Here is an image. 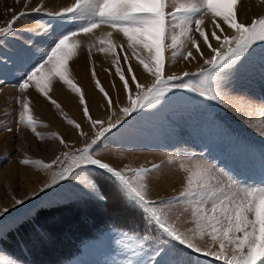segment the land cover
I'll return each instance as SVG.
<instances>
[{"label":"rangeland","instance_id":"374dc122","mask_svg":"<svg viewBox=\"0 0 264 264\" xmlns=\"http://www.w3.org/2000/svg\"><path fill=\"white\" fill-rule=\"evenodd\" d=\"M180 2L182 0H172L167 11H173V4ZM218 2L225 3L226 0ZM242 2L243 8L257 3L263 7V11L256 15L251 13L247 21H241L239 14ZM74 3L75 0H0V27H6L7 22L20 12L25 13L14 24L12 34L0 36V213H3L0 215V257L14 260L17 264H31L25 256L30 253L25 246L27 240L21 238L19 230L21 226L25 227V232L35 230L36 226L35 229L30 228L35 225L34 217L39 210L64 205L90 208L93 203H99L101 207L106 204L100 186L102 200L86 196L82 191L80 184L87 175L95 178L98 184L103 178L114 182L122 197L138 209V220L140 216L141 219L124 231L107 229L99 235L78 242L74 236L68 237L72 243H78L80 249L76 255L58 264H123L127 254L126 246L134 242L124 241L118 244L122 233H151L153 238L164 236L159 227L148 219L143 207L122 191V186L110 174L92 165L81 164L79 168L76 166L83 155L82 150L92 144L101 128V125L93 127L88 117H85L79 94L73 92L59 77L53 79L47 96L39 93L34 85L23 91L17 86L22 82V72L29 70L20 56L23 48L34 47L37 51L43 50L44 45L63 25L83 22L80 19L69 21L65 17L49 15ZM41 5V11H34ZM233 11L237 14L238 22L250 24L253 19L264 16V0H237ZM248 12L249 9L246 10V13ZM203 20L202 27L213 47H219V43L211 37L213 30L220 36L233 35L232 30L220 17L215 20L223 32L214 29L211 13L205 14ZM109 32L112 36L107 38L105 34ZM192 36L197 40L203 58L187 42L183 47H169L165 51L166 75L190 73L184 78L189 87H171V91L166 93L163 100L138 109L130 116L121 111L123 107L128 106L127 93L112 61L119 58V66L135 95V83L131 80L133 74L137 77V82L145 87L153 81V77L145 72L136 58L147 56L146 50L137 48L136 54L133 55V50L128 48V42L122 33L101 25L90 34L78 35V50L68 61L69 79L83 92L91 119L103 121L104 127H107L109 122L116 124L115 128L92 145L89 154L121 171L139 167L150 169L153 164L158 165L157 169L148 173L144 181L146 198L156 201L157 207L164 213V218L174 223L183 233L195 227L194 224L185 222L190 220L189 213H184L177 219L178 212L182 209L168 211L169 205L159 203L171 199L182 190L186 174L181 165L191 167L200 162L199 157L203 153L207 160L230 168L236 179L241 182L259 184L264 180V165L261 161L264 136L260 134L264 131V74L261 73L259 64L254 63L245 70L222 77L218 84L213 80L205 81L200 75V70L209 67L204 63V59L210 58L213 53L203 43V38L198 32L193 31ZM101 39H104L106 44L111 42L115 46V54L98 50ZM165 43L170 44L171 40L168 39ZM189 50L195 59L184 60L180 56L172 58L173 51ZM125 55L128 56L127 63L124 60ZM129 65L133 69L132 73L127 71ZM96 81H99L100 87L112 100L111 107L104 93L97 88ZM179 83L180 81L173 82ZM202 91H207L208 94L201 96ZM209 96H215V99H210ZM52 100H55L60 108H56L51 103ZM25 102L29 106L26 115H31L36 121V132L40 133L43 139L26 124L19 122V113L24 111ZM69 119L80 127L69 124ZM53 133L62 137L65 143H60L58 138L52 136ZM64 153L69 156L65 158ZM57 157L60 161L51 169L21 163L23 159L51 163ZM241 158L249 162L241 163ZM64 168L72 171V176L60 179L59 175H54ZM126 175L131 178L135 174L129 171ZM16 200H22L23 203L17 204ZM5 208L8 209L7 212H3ZM104 210L105 208L102 211ZM78 218L79 222L87 226L94 224L91 216L83 209L80 210ZM72 228L73 225L66 226L64 232L59 233L60 236L67 235L65 232ZM11 235L17 237L26 253L22 250L16 253L14 248L5 249L3 244L14 241L11 240ZM30 242L31 246L34 242ZM195 243L203 248L210 243V238H197ZM162 244L183 253L190 264H224L223 260L204 256L202 252H193L167 237L154 239L151 245L145 244L144 253L149 252L152 246Z\"/></svg>","mask_w":264,"mask_h":264},{"label":"snow or ice","instance_id":"6c2138e0","mask_svg":"<svg viewBox=\"0 0 264 264\" xmlns=\"http://www.w3.org/2000/svg\"><path fill=\"white\" fill-rule=\"evenodd\" d=\"M170 3L172 0H75L72 6L49 13V15L65 17L69 21L80 19L83 22L63 25L44 45L43 50L37 51L34 47L23 48L20 56L29 70L22 72L20 76L22 82H19L17 86L23 91L30 85H34L39 93L47 96L53 79L59 77L73 92L79 94V102L84 105V115L88 117L92 126L101 125L92 144L82 150L83 155L76 166L79 168L81 164L92 165L110 174L122 186V191L143 207L148 219L154 222L164 234V236L153 238L151 233L146 235L122 233V239L117 241L118 244L124 241L134 242L127 244V254L123 264H190L183 253L167 244L152 246L149 252L144 253L145 244L151 245L154 239H164V237L177 241L193 252H202L204 256L223 260L224 264H257L258 261L259 264H264V180H261L259 184L241 182L236 179L230 168L207 160L203 153L200 154V162L191 167L181 165L186 174L182 190L171 199L162 200L159 203L169 205L168 211L182 209L178 212L177 219L184 213H189L190 220L185 222H190L195 227L183 233L174 223L164 218V213L157 207L156 201L146 198L144 181L148 173L157 169L158 165L153 164L150 169L139 167L125 168L121 171L89 154L92 145L104 137L105 133L115 128L116 124L109 122L107 127H104L103 121L91 119L83 92L69 79L68 61L76 55L80 44L77 37L81 33L87 35L101 25H105L123 34L128 42V48L133 50V55L136 54L137 48L147 51V56L144 58L139 56L136 58L145 72L153 77V81L145 87L137 82V77L133 74L131 80L135 83V95L119 66V58L112 61L116 65V74L123 82V88L127 93L128 106L121 109L126 116L163 100L166 93L171 91V87H189L184 82V78L190 73L166 75L165 51L169 47L172 49L183 47L187 42L203 58V52L192 36L193 31L199 33L203 43L213 53L210 58L204 59V63L209 67L200 70V75L205 81L213 80L218 84L222 77L245 70L254 63L259 64L261 73L264 74V16L253 19L250 24L238 22L237 14L233 11V5L237 3V0H230L229 3L218 2V0H182L178 4H173L174 10L169 12L167 8ZM42 8L41 5L34 11H41ZM208 13L213 16L214 29H220L223 32L220 24L215 20L216 17H220L233 32L231 36L217 35L215 30L211 32V37L219 43V47L212 46L208 34L202 27L203 16ZM24 15L22 11L13 16L6 27H0V36L12 34L14 24ZM105 36L110 38L112 33H106ZM168 39L171 40L170 44L165 43ZM105 44L106 41L101 39L98 50L102 53L115 54V46L111 42H108L106 46ZM177 56L184 60L195 59L190 50L173 51L172 58L175 59ZM124 60L127 63V55L124 56ZM127 71L133 72L130 65ZM93 78L95 79L94 72ZM175 81L180 83L173 84ZM96 85L104 93L111 107L112 100L107 92L100 87L99 81H96ZM207 94V91L200 92L201 96ZM209 98L215 99V96H209ZM51 103L56 108H60L55 100ZM23 109L24 111L19 113V122L26 124L43 139L44 137L36 132V121L31 115H26L29 111L27 102L23 104ZM67 122L76 128L80 127L71 119ZM8 130L11 131V129ZM260 134L264 136V131ZM52 136L58 138L60 143H65L57 134L53 133ZM64 156L67 158L69 154L64 153ZM58 161H60L59 157L51 163L29 159H23L21 163L36 164L44 169H51ZM261 161L264 165V153H261ZM240 162L248 163L249 161L241 158ZM129 171L135 174L131 178L126 175ZM72 174L73 172L68 168H64L60 173H54L59 175L60 179H68ZM50 186L45 185V187ZM80 187L86 196L103 199L98 181L91 175L83 179ZM16 203L21 204L23 201L16 200ZM7 211V208L3 210V212ZM37 237L43 241L48 238V233L40 229ZM205 237L210 238V243L206 247L202 248L195 243L197 238L203 240ZM0 264H17V262L0 257Z\"/></svg>","mask_w":264,"mask_h":264},{"label":"trees","instance_id":"16d2710c","mask_svg":"<svg viewBox=\"0 0 264 264\" xmlns=\"http://www.w3.org/2000/svg\"><path fill=\"white\" fill-rule=\"evenodd\" d=\"M99 186L106 199L104 206L101 207L99 203H93L90 208L64 205L59 208L43 209L39 210L34 217L35 225L33 224L30 229H35L36 226L35 230L25 232L23 231L25 227H20L19 235L24 241L27 240L25 243L26 250H30V253L25 255L29 258V263L58 264L76 255L80 249L79 244L72 243L68 237L74 236L77 242L83 241L99 235L107 229L127 230L131 224H137L140 221L141 216L139 220L137 216L138 209L122 197L114 182L103 178L100 180ZM104 208L105 210L102 211ZM81 209L91 216L93 225L87 226L79 222L78 214ZM72 225L74 229L66 231L67 235L60 236L59 233L66 226ZM40 229L48 233V238L43 241H40L37 237V232ZM11 240L14 241L9 244H3L6 250H13L14 248L16 253L18 250L26 253L22 244L17 241V237L15 238L14 235H11ZM32 240L34 243L30 246V241Z\"/></svg>","mask_w":264,"mask_h":264},{"label":"bare ground","instance_id":"6f19581e","mask_svg":"<svg viewBox=\"0 0 264 264\" xmlns=\"http://www.w3.org/2000/svg\"><path fill=\"white\" fill-rule=\"evenodd\" d=\"M230 2V0H226V2L225 3H229ZM244 7V4H243V2L241 3V5H240V14H239V18H240V20L241 21H247V19H248V17H249V15L251 14V15H256V14H258V13H260L261 11H263V7L262 6H259V5H257V3L256 4H252L251 6H247L246 8H243ZM239 9V8H238ZM248 9H249V11L250 12H248V13H246V10L248 11ZM245 10V11H244ZM197 56V55H196ZM197 61V60H196ZM137 69V68H136ZM140 79V78H139Z\"/></svg>","mask_w":264,"mask_h":264}]
</instances>
